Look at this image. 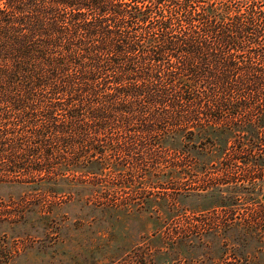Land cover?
Masks as SVG:
<instances>
[{
    "label": "trees",
    "instance_id": "1",
    "mask_svg": "<svg viewBox=\"0 0 264 264\" xmlns=\"http://www.w3.org/2000/svg\"><path fill=\"white\" fill-rule=\"evenodd\" d=\"M249 1L0 0V175L174 173L162 142L256 125L264 68L231 58Z\"/></svg>",
    "mask_w": 264,
    "mask_h": 264
},
{
    "label": "rangeland",
    "instance_id": "2",
    "mask_svg": "<svg viewBox=\"0 0 264 264\" xmlns=\"http://www.w3.org/2000/svg\"><path fill=\"white\" fill-rule=\"evenodd\" d=\"M226 1L241 12L250 5ZM253 5L256 43L231 58L264 68V0ZM263 116L256 106L254 126L155 145L163 165L191 166L174 173H2L0 264H264ZM8 161L0 156V168Z\"/></svg>",
    "mask_w": 264,
    "mask_h": 264
}]
</instances>
